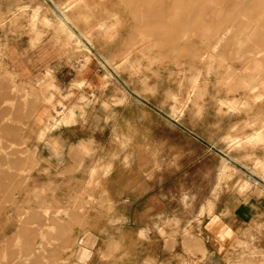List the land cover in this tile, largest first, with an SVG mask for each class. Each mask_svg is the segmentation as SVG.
<instances>
[{
  "label": "rangeland",
  "instance_id": "obj_1",
  "mask_svg": "<svg viewBox=\"0 0 264 264\" xmlns=\"http://www.w3.org/2000/svg\"><path fill=\"white\" fill-rule=\"evenodd\" d=\"M203 1L167 37L172 14L85 0L67 10L79 41L59 30L68 0H0V264H197L213 249L264 264V226L229 217L264 194V142L230 146L264 132V98L242 84L264 95V0L258 18L249 0Z\"/></svg>",
  "mask_w": 264,
  "mask_h": 264
},
{
  "label": "bare ground",
  "instance_id": "obj_2",
  "mask_svg": "<svg viewBox=\"0 0 264 264\" xmlns=\"http://www.w3.org/2000/svg\"><path fill=\"white\" fill-rule=\"evenodd\" d=\"M140 1L150 10V13H152L154 17L155 16L164 17L166 15H171V14L173 15V18L171 19L173 21L169 22L170 27L168 30H166L167 37L175 35V33L177 34L185 33L184 35H186L188 29L187 27L189 25L195 24L196 22L204 19L202 15L197 14L198 11H200L199 7L204 6L203 0L197 2L196 0H137V2ZM247 3L249 4L247 5L245 12L251 17L258 18L259 16L258 13L252 14L254 12L253 8L255 6H261L262 2L260 0H249V2ZM85 4H86L85 0H68V2L65 5H63V7L60 9V13H61L60 16H57L61 24V27L59 28L60 31H62L64 34L68 36H74L79 39V35H77L71 27L70 23L73 18L67 14V10L69 9L76 10L81 6L85 7ZM70 5H72L73 7L71 8ZM98 28L102 29L103 26L99 24ZM85 38L90 42L87 36H85ZM242 81L243 83L242 82L241 83L245 84V86H247L250 89V92L252 93V98L254 100H260L264 98L263 93L257 89L258 84H256V80H253L250 83L244 80ZM263 133L264 132L262 130L260 132L257 131L253 132L251 135L245 137L244 143H240L238 138H234V140H232V143L230 142L231 143L230 146H234L237 144L238 146L241 145L251 146V145L260 144L261 142H264Z\"/></svg>",
  "mask_w": 264,
  "mask_h": 264
},
{
  "label": "crops",
  "instance_id": "obj_3",
  "mask_svg": "<svg viewBox=\"0 0 264 264\" xmlns=\"http://www.w3.org/2000/svg\"><path fill=\"white\" fill-rule=\"evenodd\" d=\"M84 101V97H81L79 99V102L83 103ZM99 118V113L95 111L87 115L86 121L94 124L98 121ZM85 147L86 143L81 142L79 144L80 149H86ZM229 217L232 222H235L239 225H245L247 223H259V225L264 226V194L260 197L247 195V198L245 200L238 201L236 204H234L233 207L230 208ZM217 218L218 219H212L209 231L211 236L215 238L217 243H221L222 245H224L227 240L230 239V235L232 234L233 230L231 228V225H228L230 228L226 226L225 222L222 221L224 220L223 218ZM213 246L215 245L213 244ZM218 251L219 249L208 251L201 259V261L197 264H221L222 258L220 257Z\"/></svg>",
  "mask_w": 264,
  "mask_h": 264
}]
</instances>
